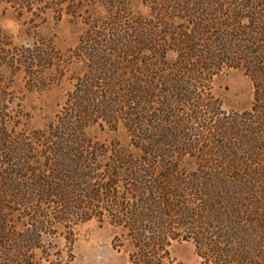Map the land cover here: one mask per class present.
Segmentation results:
<instances>
[{
	"label": "rangeland",
	"instance_id": "1",
	"mask_svg": "<svg viewBox=\"0 0 264 264\" xmlns=\"http://www.w3.org/2000/svg\"><path fill=\"white\" fill-rule=\"evenodd\" d=\"M260 1L0 0V264H213L199 257L190 221L172 213L159 224L160 203L258 204L264 214L263 180L248 186L227 174L260 167L241 139L264 102V26L250 20L264 13ZM237 11L255 45L243 36L226 47L245 62L185 79L196 86L182 95L188 104L166 107L182 75L176 41L199 20ZM144 96L150 104L127 103ZM130 114L142 120L136 134ZM50 187L56 197L44 202ZM116 206L149 211L133 224ZM261 215L248 228L213 219L208 238L224 255L233 245L264 264Z\"/></svg>",
	"mask_w": 264,
	"mask_h": 264
},
{
	"label": "trees",
	"instance_id": "2",
	"mask_svg": "<svg viewBox=\"0 0 264 264\" xmlns=\"http://www.w3.org/2000/svg\"><path fill=\"white\" fill-rule=\"evenodd\" d=\"M257 7L264 8V0H261L260 2H258ZM260 12L261 13L251 14L252 18L250 17V20L251 21L253 20V22L260 23L261 26H264V13L262 14L263 11H260ZM207 13H210V12H207ZM217 13L219 14L218 11ZM255 16L256 18H254ZM242 19L244 18L241 16V12L237 11L233 13V17L226 16V18L221 22H218L216 20H208V21L199 20V22L195 24V30L193 34H190L189 36L184 35V34L181 35V40L176 41V44H175V50L180 57L179 63L175 67L176 68L175 72L182 73V75L181 76L174 75V77L176 76L174 81L180 82V83L178 84L174 83L175 85L173 84L170 88L172 90L167 92V95L165 97L166 107L169 106L170 104H175V105H179V104L182 105L183 103L188 104V102L190 101L189 98L188 97L186 98L185 96H182V95L184 94V92H187V94L191 98V96H193V94L191 93H195L194 90L196 86L189 84L187 81H185V79L195 78L196 80L197 79L200 80L201 75L203 76V74L204 75L208 74L209 76H212L215 72L219 71L222 68V66L229 67V68H235L239 61L241 60L244 61V59H241V56L239 58H235L234 56L231 55V53L229 54V49L228 47H226L228 45V44L226 45L227 41H230L231 39H235V41L237 39L238 41H240L243 38V36H244V39H243L244 41L242 42V44H246L251 50H252V46L255 45L254 38L252 37L253 34L245 37L244 35L245 32H244V34L241 35L242 31H240L241 27L239 25V22ZM250 49H249V52L253 54V52ZM242 53L244 54V57H245V53L244 52ZM192 63H195V65H193ZM263 71H264V68H263ZM185 73L187 74L186 77H185ZM260 75L261 76L257 78H259V83H261L260 86H262L263 93H264V73L261 72ZM176 79H182L184 81H180ZM178 95L181 96L182 98L181 97L178 98ZM142 98H137L138 100L136 101L129 98L127 103L132 104V105L136 103L139 106L141 105L142 107L151 103L150 99L146 102V99H147L146 96ZM258 112H260V115H261L260 118H254V116L252 115L248 116V119L251 122L249 126L251 127H249V130L246 127L245 133H247L248 136L246 137L241 136V139H242V143H243V140H245L244 143L248 142V144L250 145V150L248 151L246 155L251 156L250 162L252 165L257 166V168L260 166L259 170L255 171V170L249 169L247 170L249 172L247 174L246 172L245 174H242L240 172L235 173V171L231 173H227L231 177H235V178H232L233 181L236 180V182L238 183H241V182L243 183L246 180L247 185L248 184L251 185L252 183L258 184L261 180H263L261 184L264 183V172L262 173L259 172L261 168L264 167V102L262 106L257 108V110H254V114ZM195 115H196V111H195ZM126 120L128 123V126H127L128 130L131 133H135V134L138 133V130L140 128L141 121H142L140 120V117L138 119L135 117V115L130 114ZM252 149H255V151H252ZM243 151H247V150H243ZM145 153L149 155L150 152L145 151ZM142 161H145V160H140V162ZM225 162H228L229 165H231V163H234V161L231 158L228 159L227 161H224V163ZM143 166H145V164H143ZM245 167H251V165L247 166L246 164ZM231 169H233L232 166L228 168V171L229 170L231 171ZM207 177L208 178L205 181L206 182L205 190L209 191V189L211 188L209 179L213 178V175L208 174ZM253 178H255L256 181ZM47 179L48 180L43 181V183H46L48 185L52 182V180H49V178ZM52 189L53 187H50V191L43 193L42 195L39 196V198L41 200L44 199V202H48L53 197H56L52 194ZM109 189H111L110 185L107 184L106 186H104V190L106 192ZM186 190H188V188H186ZM164 197L163 199H165ZM199 199L201 201L202 198H199ZM220 205L221 204L217 205L216 209H218V211H216V209L215 210L213 209L215 206L209 205L207 202H198L193 205H189V202H184L180 205H178V203L176 202L175 203L162 202L159 204V207H158V209H160V212L158 214L159 215L158 221H159V224L162 225L166 220L168 219L171 220L172 216H174L175 213L180 214V216L184 219V221L186 220L190 221V222H187L186 225L192 227L191 231L194 232L196 230L195 231L196 236H199V240L201 242V243H197V245L199 246L198 247L199 257L205 259L206 261H210V262L214 261L213 264H255L253 263V260H251L248 257V255L245 254L244 252H241V253L235 252V250H233L234 249L233 245L231 246L229 243L228 245H230V252L229 253L226 252L225 255L223 254L222 250L220 251L219 249L215 248L216 247L215 244H213L210 239L213 235L215 236V234L210 233L214 229H212L209 226L211 225L209 222L213 221V219H214L213 223H216V224L219 222L222 224H224L225 222L226 223L229 222L230 224L231 222L236 221L238 225L242 224L244 228H248L250 227V225H259L263 223L262 222L263 220H261V217H260L261 214L260 215L258 214V213H263V210H262L263 205H260V208L254 207V206H257L258 204H250L249 206H241V204H237V205L235 204L233 208L226 207V206L220 207ZM120 206H123V205H120ZM118 208L119 206L118 207L116 206L115 213H117L118 216L124 217L125 220H127V222H133V224L135 223L136 218L142 215L145 216L146 215L145 213L149 211L142 206L140 210H137L136 208L134 210H131V212L127 214V212H123V210L119 211ZM210 209L212 210V212L210 211ZM125 210H127L126 207H125ZM172 213H174V215ZM249 214H255L257 218L255 220H252L248 216ZM206 216H209V217H206ZM261 216L263 218L264 214H262ZM124 218H121V222L124 221ZM207 220L208 222H206ZM205 222L207 224H205ZM236 222L232 224H235ZM198 224L202 225L201 228L197 226ZM128 228L133 231L135 230L134 225L132 226L129 225ZM209 234L211 236L210 238H208ZM165 236H166V233H164V231H161L158 239L165 238ZM138 238L140 241L141 236L140 237L138 236L137 238L133 236V240H137ZM168 239L173 240L172 238H168ZM218 252H220L222 255H218L219 254Z\"/></svg>",
	"mask_w": 264,
	"mask_h": 264
}]
</instances>
